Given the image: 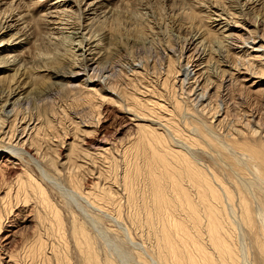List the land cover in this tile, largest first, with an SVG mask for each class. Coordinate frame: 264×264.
<instances>
[{"label":"bare ground","instance_id":"1","mask_svg":"<svg viewBox=\"0 0 264 264\" xmlns=\"http://www.w3.org/2000/svg\"><path fill=\"white\" fill-rule=\"evenodd\" d=\"M129 1L0 0V70H10L0 75V264H22L21 254L16 252L19 245L14 230L20 224H31L33 228L32 237L21 244L26 264H69L71 242L83 264H115L107 254L101 259L94 237L74 214L66 219L68 222L64 220L47 188L62 180L72 186L70 194L96 210L107 208L108 204L118 205L122 196L110 186H100L99 175L91 180L87 175L78 179L77 174L82 162L108 159L114 151L113 142L106 135V121L110 117L122 119L131 131L123 151L126 158L119 183L123 198L133 207L131 222L147 228H141L146 236L142 234L145 247L141 243L144 250L137 252L139 259L148 264H264V125L260 110H256H264V0H186L188 6L191 3L184 9L188 12L182 8L179 10L184 13L176 11L183 16L186 13L196 30L192 32L189 28L192 33L178 55L171 38L167 39L171 46H162V75L158 74L161 82L154 84L145 81L147 59L129 63L127 74L122 75L123 83L120 76L117 78L120 83L112 82L110 71L98 66L101 59L98 41L102 39L106 50L111 49L109 45L116 39L113 35H118L119 27L123 26L119 23L123 20L120 12L127 8L129 11ZM174 3L171 0L170 4ZM205 4L210 8L200 7ZM142 23L136 26L140 29ZM151 27L150 32L154 30ZM97 29L100 32L96 38ZM130 30L129 34L125 30L128 39L123 45L117 44L116 39L113 55L149 45L145 42H150L148 37L152 35L144 42V38H136L135 29L131 30L135 33ZM130 32L136 37L132 38ZM73 35L78 37L77 43L58 50ZM3 41L5 44H1ZM23 44L39 53L50 51L53 56L50 54L45 61L39 59V63L31 62L29 66L24 51L19 50ZM6 49L9 53L2 54ZM72 54L81 58L73 61ZM51 78L60 79L61 88L83 94L87 103L98 104L95 117L89 114L90 121L75 116L76 121H71L72 133L67 129L62 133L66 127L62 119L55 123L53 115L37 105V100L45 102L53 94L48 86ZM168 86L172 91L169 97L163 91ZM235 87V91L260 99L255 102V110L247 108L229 120L228 100L235 99V93L231 95L229 90ZM116 107L118 110H113ZM196 111L216 117L218 124L235 121L237 134L232 131L227 132L229 135H218L220 131L216 134L215 126L208 123L209 116L198 118ZM58 112L64 115L65 110L57 111L61 118ZM51 131L61 139H56L55 144L51 142ZM202 142L216 166L197 157L196 148ZM235 221L243 227L245 233L240 231L244 234L241 236L247 235L256 253L252 262L241 248L245 240L238 239L243 241L241 246L236 241ZM130 229L126 231L130 233Z\"/></svg>","mask_w":264,"mask_h":264},{"label":"rangeland","instance_id":"2","mask_svg":"<svg viewBox=\"0 0 264 264\" xmlns=\"http://www.w3.org/2000/svg\"><path fill=\"white\" fill-rule=\"evenodd\" d=\"M138 1L139 0H134V1L133 0H130L129 1V3L130 2L131 3L127 7H129V11L130 12L128 11V8L127 7H126L127 9L124 8V9H126V11H124V9H123V11H124L125 14L123 12H120V14L122 13L121 15H123V16L120 15V17H122L123 20L122 19H118V22L122 20V22H119V23H121V25H123V26L119 25V23H118V26H121L122 27V28L119 27L120 30H121V32L118 33V35H113L114 38L117 39V41H116V39H114L112 37V40L114 39V41H113L114 43L113 44L111 43V45H109V47L112 50L114 48L116 50L115 41H116L117 44L118 43L120 44L122 42V45H123V43H126L127 42L126 39H128L127 38V34H129L130 27L133 28L131 30H133V31L136 30V34H137V35L135 34L137 37L134 36V34L132 36L131 35V32L132 33H135V32H133V31L130 30L131 31L130 32V36L132 38L141 37L140 40H142L144 38V42H145L147 40V37L152 35L151 37H148V40H150V42L149 41L145 42V44L148 43L149 45L146 46L144 44L146 46V48H144L145 46H142V47L139 46V48L138 47L137 48L134 47V49L133 48H129L128 49L129 51L127 50L128 52L125 53V54L123 52H117V54L118 53L119 54L120 53L122 54V55L119 56V54L118 55L117 54L113 55L115 50L110 51L111 49H109V48H107V50H106V48L104 47V44L102 43L103 42L102 39H100L101 41L100 40L98 41V44L100 45V47H99V45H98V47L101 48L100 49L101 59H99L100 60L99 63L101 65L99 64L98 66L106 67V69L110 71L109 73L112 74L111 75V81L112 82H116L117 83L118 82L117 81V78H119V76H120V80L122 78V80H121L122 82L119 81L118 83H120V82L123 83V81L125 79L123 76H125L127 74V72H126V69L128 68L127 65H129V63H132L134 61L137 62L140 59H141L140 61H143V60L147 59L149 62L147 61V64H148L147 65V68H146L147 71L144 74L145 75L144 76L145 77V81H150L153 84L155 82L160 83L161 82V76H159L158 74L162 75V73H160V65H161V62H162L161 61V58H162V56H164L163 53H162V46L163 47H166V46H168V44L170 45L169 41L167 40L170 37L171 38L170 42H172V44L174 45L175 54L178 55L179 54V49L181 48V46L183 45V43L187 40V38L190 36V34L196 30V28L194 29V27H193V26H195L194 23L193 22L192 23L189 22L190 19L187 18L186 13H185V16H183L184 14H180L183 11L184 12L186 11L184 9H188L191 6L190 5L191 3L188 6V3H187L188 1H186V0H175V3L174 4H170L171 3V0L170 1L169 0H167V1L166 0H153V1L150 0L148 2V3H150V5L148 3H146V1H148V0L144 1V4L145 5L144 4H140ZM134 4H135V6H134ZM136 4H139V5H136ZM181 4H183V5L185 4V5L184 6H181ZM150 6H151V8H150ZM203 6H208V5L205 4V5H202L200 7L204 9ZM135 7H137V8L135 9ZM140 8L142 9L143 13H142V11L137 12V11L141 10ZM179 8L180 9L182 8L183 11L182 10H179ZM208 8H210V7L208 6ZM177 9H178V11L180 13L178 11H176ZM134 10H136V13H135ZM145 10H147V11H145ZM146 12H147V14L144 15V13H146ZM186 12H188V10ZM128 13L130 15H132V14L135 13V15H132V17H130ZM137 13H139V14H137ZM140 13H142V15H140ZM149 14H151L152 16H154V18H152V16L149 15ZM137 15H139V17H137ZM147 15L149 16V18L150 17L151 18L149 19ZM181 15H182V17H181ZM126 16H128V17H126ZM141 16L143 18H141ZM173 16H176V17L174 18ZM120 17H118V18H120ZM183 17L187 19V22L186 23H185V20L186 19H184ZM172 18H174V20ZM179 18H182L184 21L183 20L181 21V19H179ZM133 19H135V20H133ZM143 19L146 20V21H148L149 25H147L148 23H146V21L144 22ZM159 20H162V21H160V23H159ZM177 20H178V22H177ZM140 21L141 22L143 21V23L141 24V26L144 27V29L147 31L148 34L150 33L149 35L146 34L147 35L146 36L145 33H143V30L144 29L142 27L140 28L141 30L143 29L142 31L138 28V27H140L139 26L140 25L139 24ZM155 21H158V22L155 23ZM172 22H174V23H172ZM179 22L182 23V27H180L181 26V23L179 24ZM124 23H125L126 26L124 25ZM189 23L192 24L191 26L193 27L194 30L191 28V26L188 25ZM145 24H146V27H145ZM150 24L152 25V27H151ZM129 25H130V27H129ZM176 25L177 26L179 25L178 28L176 27ZM148 26H149V28H148ZM153 26L155 28H153ZM123 27L126 28V29H124ZM150 27H151L152 30L154 29L153 30L154 32L153 31L150 32V30H149ZM158 27H159V30H157ZM186 27H187V29H186ZM166 28H168V32L165 31ZM189 28L192 30V32L190 31ZM161 29H162V33L160 32ZM125 30L128 32L127 34H126V31ZM148 30H149V32H148ZM123 31H125V32L122 33ZM96 32H97L96 33L97 34L96 38H97V37H99L98 35H99L100 30L97 29ZM158 32L161 33V34H158ZM163 32H165V33H163ZM152 33H154V34H152ZM120 34H121V37L123 39L121 37L119 38ZM143 34H144V36H143ZM162 34H163V36H162ZM164 34H166V35H164ZM73 36H68V38L66 39L67 41L64 40L65 42H62V45L63 46H60L59 45L60 46V49H58V50L62 51V48L68 49L70 47H73L74 46V43H77L76 40L78 39V37H75V35H73ZM160 36L163 37V39ZM7 37H8V35H5L4 39H6ZM128 37H129V35H128ZM162 40L164 42L167 41L168 42V43L166 42L167 45H166V43H163ZM8 43H9V41H8ZM1 44H5V41L1 42ZM216 44L217 43H215V45H214V49H217ZM102 47H104V48H102ZM19 50H23L24 51L23 57H24V55H25V58L27 56V58H28L27 60H29V64H28L29 66L31 65L30 64L31 62H32V64L36 65V63H39V61L41 59L43 61H45V59H47V57L53 56V53H50V51L49 52L47 51V53H46V51L42 52L43 50L42 51L40 50V53H39V51H37V49L36 50L35 49H31L28 44H23L22 46H20ZM75 50H76V47H75L74 51ZM95 51H96V49H95ZM106 51H108V52H106ZM28 52H29V54H31L30 55V57L32 56L31 58L29 57ZM7 53H9L7 51V49L2 52V54H7ZM37 53H38V55H36ZM43 54H45V55H43ZM35 55H36V59L37 60L34 58ZM48 55H50V56H48ZM38 56H39V58H38ZM70 58L71 59L73 58L74 59V60L72 59L73 61H77L81 57H79V56L77 57V56H75V55L72 54V57H70ZM34 60L36 62H34ZM42 60L40 62H42ZM102 62H103V64H102ZM211 64L212 65H216L214 62H211ZM35 71H37V70H35ZM42 71L43 72H47L45 70H42ZM119 71H121V72H119ZM213 71H215L214 66H213ZM8 72H10V70L1 69L0 70V75H2V74H8ZM128 73H129V71H128ZM55 81H56L57 84L54 83ZM59 81H60V79H58V78H51L49 80V82H48V86L50 88V92L49 93H53V94H49L48 98L45 99V102L43 100H41V102H40V100H37V102H38L37 105L39 104L41 106V108H43V110H47L46 112L49 111L50 113L49 112L48 113L50 115L51 114L53 115V119H56L54 121L55 123H57V121H59L60 119H62L63 124L64 123L66 124V125L64 124V126L67 127V128L64 127L65 129L63 131L61 130L62 133H64V131L66 132V129H67V132L72 133L71 130L73 128V124H74L73 122L76 121L75 116L81 117L80 119H83L84 122L85 121H90V118H92V116L95 113L97 114L96 111L98 109L97 108L98 107L97 106L98 104H95L93 106V105H91V104H89V103H87L85 101V98H84V95L83 94H75L74 91L72 92V91H69L67 89L61 88L60 85H58L59 84L58 83ZM50 83H52V84H50ZM55 86H57L58 88L55 87ZM60 88H61V90H60ZM169 89H170V86H168L166 89L163 90L164 91V94L166 96H168L169 93L172 94V91H170L171 89L170 90ZM231 89H233V88H231ZM53 90H55V92ZM235 90H237L236 87L233 90H229L230 91V94L232 93L231 95H233L235 93L234 94V98L236 99L235 100L233 98L234 100H230V101L228 100V104L230 106L229 110H230L231 115H232V116L229 115V118H228L229 120H230V118L231 119L236 118L237 115H238L237 113H242L243 110L245 111V110H247V108H249V109L251 108V109H254L255 110V108H257L255 106V102H256V100L259 101V99H260L258 96H255V95H249V96L247 95L246 96L245 93H241L240 91H235ZM176 93L178 94V92H176ZM231 97L232 96H230V98ZM253 101H254V103H253ZM230 103L232 105H230ZM233 103H235V105ZM117 108L118 107L113 108V110H116ZM61 109H64L65 110L66 113L64 112V115H67L66 117H64V115H62V113H60V112H58V114H60L61 118H59V115H57V111H60ZM256 110H260V113L263 114V115L260 114V116L262 117V119L260 121L264 125V113H262V112H264V110H262V108H257ZM196 112L197 113H195V116L198 117V118L205 119V115H206V117L209 116V114H207L205 112L204 113L199 112V111H196ZM53 113H55V114H53ZM258 113H259V111H258ZM89 114H91L92 116L89 115ZM62 116H63V118H62ZM67 117H68V119H67ZM93 117H95V116H93ZM57 119H59V120H57ZM207 119H208V123L210 121V124L212 123L213 124L212 126H215L213 128H215L216 134L219 131L220 132L218 133V135L221 134V136H223V135H229L227 132H231V131L234 132V134L235 133L237 134V131H236L237 126H233V124L235 123V121H233V122L229 121L230 123L227 121V123L226 122H223V123H219L218 124V120H216V117L210 118V116H209ZM71 121H73V122H71ZM106 128H107V134L106 135H107L108 141L109 142L111 141L110 143L113 142L112 143L113 145L112 144L111 145H112L113 148L115 147V149H113V150L114 151H117V152L115 153L113 151L112 154L110 153L109 158L108 159H105V160L99 158L100 160L99 159H94V160L93 159H89L90 161L87 160L88 162L86 161V163L82 162V165L84 167L82 166L80 168V170H78V173L77 174L79 175L78 179L79 178L82 179V177H86V175H87V177H90L91 180L94 179V178H97V175H99L98 182H99V185L100 186L103 185V187H105V188L107 186H110L111 187V190H114L115 189L114 190V193L115 194H118V196H120V197L122 196V198L119 197L120 198L119 199V203H118L119 208H118V205H115V207H114V204H111V205L108 204L109 206H106L107 208L104 207L102 209L103 211L102 210H96V209L92 208L91 206H89L88 204L82 202L76 195L70 194L72 192L71 191L68 192V191H69V189L72 188V186L68 182H64L62 180H61L62 183H61L60 180H57L56 182L54 181L53 184H49L48 187H47L48 190H49L48 193H50L49 195H50V198H51L52 202L55 203L54 205L59 209V211L61 212V215L64 217V220L69 219L70 215L71 214H74L76 216V218L80 222H82L84 224V226L86 227V229L88 230V232L94 237V239L96 241L95 242V244H96L95 247L96 248L98 247L97 249H99V252L96 249L98 253L101 252L99 254V256L101 257V259H103L105 257V255L107 254L108 257H111L112 256L111 258L114 259V261H115L114 263L115 264H146L147 262H145L144 260L138 258L137 252H139V250H141V251L144 250V247L145 246L143 244V242H144L143 239H144V236H146V231H143V230H145L147 228L144 225H143L144 227L143 226L141 227L140 224H139V226H136L135 223L131 222V218L132 217H130V216H133V213H132L133 212V209H132L133 207H131L132 206L131 204H130V207H129V205L127 204V202L125 200L126 198H123L125 196L123 194L122 186L119 183L120 182L119 180H121V175H122V172H123L122 170L124 169V163L123 162H125V158H126L125 157L126 156V153H125V156H124V152L123 151L126 150V148L128 146V142H129L130 132L131 131L128 129L127 125H125L124 121H122V119L120 120V118H117V117H114V118L110 117L109 120L107 119V121H106ZM61 129H63V128H61ZM188 130H189V128H188ZM51 132H52L50 134V138H52L51 139V142L53 144H55L56 141H57L56 139H59L60 137H59V135L56 132H54V131H51ZM213 132L215 133L214 129H213ZM76 136H77V138L80 139V137H78L80 135L77 134ZM59 140H61V139H59ZM115 142H117V143L115 144ZM202 144L204 145L203 142L200 145L202 146ZM200 145H198V147L196 148V150H197V153H196L197 157L199 159H201V161H203V163H205V164L210 163L209 164L210 166L211 165L216 166L215 164H212V162H211V160L213 159V156H211V153L208 151V149H207L208 147L205 145L206 146V148H205V146H202L201 147ZM200 147L203 150H201ZM207 152H209V153H207ZM200 153H202V154H200ZM113 154H115L116 157H114ZM111 155H113V156H111ZM207 155H209V156H207ZM115 158L119 159V161H117V159H115ZM112 162H113V164H112ZM116 164H119V165H116ZM91 165H92V167H91ZM116 167H117V169L119 168V170L115 169ZM89 168H90V170H89ZM81 169L83 170V172L81 171ZM221 174L224 175V176L226 175L224 172H221ZM118 184H119L120 187L118 186ZM117 189L119 191H116ZM65 191L68 192L69 194L66 193ZM69 199H70L71 202H69ZM121 200H123V201H121ZM116 214H118V215H116ZM66 222H68V221L66 220ZM129 222H130V224H129ZM237 223H238V226L239 227L237 226ZM126 225H128V226H126ZM129 226H131V229L132 230L129 228ZM42 227L43 226H40L39 227V230H40L41 233L44 232ZM127 227H128V229H126ZM137 227H138V229H137ZM139 227H140V229H139ZM241 227L242 226L240 225L239 222H236L235 223V228H236V231H237V233H236L237 234L236 241L238 239H240V240L243 239V241L245 240L244 243H243V241H240V240H238L237 243L239 244V241H240L241 242L239 244L240 246H241L242 243L243 244H246V247H245V245L243 246V244H242L241 248L242 249L244 248V252L243 253H244V255L245 254L247 255V256L245 255V257H247L246 259L248 261L251 260V262H252V260L256 258V253H255L254 249L250 246L249 239H247L248 238L247 235L244 237L245 239L242 237V236H244V234L242 233V232H244V230L242 231L243 227L242 228ZM7 228H9V227H7ZM40 228H42V229H40ZM141 228H143V230H141ZM32 229L33 228H32V225L31 224H20L17 229H14L16 231V233H15V236H16L15 237V240H16L17 244L19 245V247H17V249H16V252L19 253V255L21 254L20 255L21 256L20 259H21L22 264H26L27 261H28V260L25 261V259H24V251H25V249L23 248L24 246H22L23 245L22 243H24V241L26 239H30L32 237V234H33L32 233V231H33ZM129 229L132 232L130 231V233H129V231H126V230H129ZM6 230H8V229H6ZM240 231H242V232H240ZM125 232H126V234H124ZM128 233L131 234V235H129ZM238 235H240L239 236L240 238L238 237ZM142 237H143V239H142ZM57 238H58L57 236L54 237V239H56V242L59 241L58 243L60 244V240H59V238L58 239ZM141 243L143 244L144 247L141 246L142 245ZM139 247H141V248H139ZM248 247H251V248H249L250 251L248 249L246 250V248H248ZM252 249H253V252H252ZM68 253H69V256H70V262H69V264H83V261L80 258L79 254L77 253V251H76L74 245L72 244V242L69 245Z\"/></svg>","mask_w":264,"mask_h":264}]
</instances>
